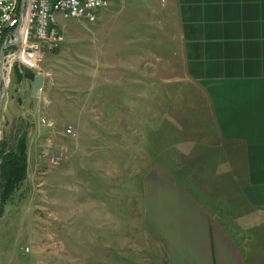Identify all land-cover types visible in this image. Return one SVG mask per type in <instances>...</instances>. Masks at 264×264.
<instances>
[{
    "label": "crops",
    "instance_id": "1",
    "mask_svg": "<svg viewBox=\"0 0 264 264\" xmlns=\"http://www.w3.org/2000/svg\"><path fill=\"white\" fill-rule=\"evenodd\" d=\"M127 16L104 65L121 68L113 80L161 84L151 96L132 91L153 105L122 114L132 116L124 132L136 126L139 148L152 132V159L133 179L163 264H264V0H139ZM181 82L190 87L163 92ZM167 129L200 171L161 167Z\"/></svg>",
    "mask_w": 264,
    "mask_h": 264
},
{
    "label": "rangeland",
    "instance_id": "2",
    "mask_svg": "<svg viewBox=\"0 0 264 264\" xmlns=\"http://www.w3.org/2000/svg\"><path fill=\"white\" fill-rule=\"evenodd\" d=\"M138 1L107 0L92 22L57 14L64 35L60 47L46 50L37 69L14 62L9 81L0 80V91L5 85L0 139L11 145L26 130L28 146L26 179L0 215V264H163V253L140 221L133 179L141 161L152 159V132H147V146L139 148L136 126L131 124L129 135L124 132L123 119L131 122L132 116L122 114V106L141 102L151 107V98H136L132 91L151 96L161 84L122 83L111 77L121 75V68L104 65L108 44L119 46L126 17ZM27 70L43 75L36 102L32 79L23 76ZM177 87L180 91L190 84L167 83L162 89L172 95ZM127 91L130 96H122ZM195 101L206 110L203 97ZM69 126L72 135L65 131ZM161 142V167L201 170V165L187 164L194 163L191 150L175 145L168 129L161 132ZM59 149L64 157L52 166L42 152ZM123 156H128L129 170Z\"/></svg>",
    "mask_w": 264,
    "mask_h": 264
},
{
    "label": "built area",
    "instance_id": "3",
    "mask_svg": "<svg viewBox=\"0 0 264 264\" xmlns=\"http://www.w3.org/2000/svg\"><path fill=\"white\" fill-rule=\"evenodd\" d=\"M106 6L107 0H0V47L4 45L5 54L1 82L9 81L14 62L37 69L46 50L60 47L64 35L57 14L92 22L96 11ZM65 131L72 135V127ZM42 153L52 166L64 157L62 149Z\"/></svg>",
    "mask_w": 264,
    "mask_h": 264
},
{
    "label": "trees",
    "instance_id": "4",
    "mask_svg": "<svg viewBox=\"0 0 264 264\" xmlns=\"http://www.w3.org/2000/svg\"><path fill=\"white\" fill-rule=\"evenodd\" d=\"M18 70L20 68L16 66L15 72L20 78L22 74ZM23 76L33 79L34 72L27 70ZM26 135L25 130L11 145L4 138L0 139V215L3 213L6 203L27 176L28 146Z\"/></svg>",
    "mask_w": 264,
    "mask_h": 264
},
{
    "label": "water",
    "instance_id": "5",
    "mask_svg": "<svg viewBox=\"0 0 264 264\" xmlns=\"http://www.w3.org/2000/svg\"><path fill=\"white\" fill-rule=\"evenodd\" d=\"M27 1V0H26ZM19 45V41L16 42ZM5 59V54H4V45H1L0 47V80H1V76H2V67H3V61ZM42 83H43V75L36 73L33 76L32 79V99L33 102L37 101V97L39 96L41 87H42ZM5 85H3L2 87V91H0V104L2 102V98L4 96L5 93Z\"/></svg>",
    "mask_w": 264,
    "mask_h": 264
}]
</instances>
